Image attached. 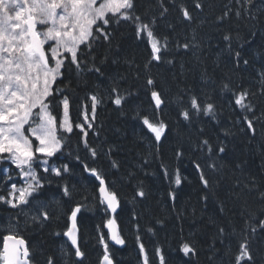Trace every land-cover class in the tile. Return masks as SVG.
I'll return each mask as SVG.
<instances>
[{
	"label": "trees",
	"instance_id": "16d2710c",
	"mask_svg": "<svg viewBox=\"0 0 264 264\" xmlns=\"http://www.w3.org/2000/svg\"><path fill=\"white\" fill-rule=\"evenodd\" d=\"M193 2L176 0L177 4L184 3L190 9ZM134 3L135 14L146 21L153 16L159 17L158 0H134ZM201 3L203 9H192V20L187 22L180 17L171 0H164V6L169 11L163 19L158 20L156 32L170 41V51L165 55V60L172 59L173 64L153 63L146 69L150 50L147 37L138 40L128 22H112L109 28L114 33L111 45L101 43L92 53H88L87 48L83 49L85 55L81 58L96 56L97 64L105 56L108 57L107 71L111 75L118 73L123 78L120 83L122 92H139L138 97L129 100L123 108L118 110L107 100L110 79L97 80L87 73L77 78L72 72L66 73L65 79L57 85L69 87L66 94L73 98L71 117L76 123L82 120L85 103L91 115L90 101L84 100L89 92L104 97V101L97 106L95 127L88 135L90 144L97 147L100 153L99 158L92 164L91 158L83 150L80 155L89 160L91 167L108 174L106 179L111 182V189L120 197L117 220L128 243H134L141 235L140 242L149 252L159 246L173 258L168 259V264H185L183 254L173 251L181 243V236L191 241L198 250V255L192 257L189 264H220V257L210 259L214 241L215 248L221 253L224 251L217 237V228L226 227L230 235L235 226L237 235L231 245L236 248L244 219L249 214L264 218V200L260 196L264 192V95H260L262 84L259 76L264 69V0H253L250 11L239 17L236 15L238 5L235 0H201ZM228 10H231V14L220 21L218 18ZM169 24L174 28H169ZM225 34L233 37V51L240 50L243 58L249 61L246 67L243 64L240 68L235 67L228 45L223 42ZM186 42L198 47L177 49L178 44ZM117 58L119 64L112 65L111 60ZM149 75L164 92L162 117L169 124L158 152L154 144L150 147L151 133L133 119L135 106H141L144 114L150 113L145 92V80ZM222 82H230L236 91L243 87L255 94L252 103L255 105V116L259 119L254 136L241 130L242 126L234 124L239 111L233 113L228 102L231 93L221 92ZM187 88H195L208 102L216 105L219 124L210 122L204 116L193 119L191 124L178 118L174 101L180 90ZM201 128L204 129L203 134L200 133ZM225 129L229 131L227 136ZM65 136L68 143L64 156L69 158L68 153L71 152L69 159H74L77 144L83 148L82 133L76 129L73 134ZM204 138H209L214 147L222 142L225 152L209 154L207 149L199 150L197 145ZM109 147L112 148L111 157L105 155ZM178 150L184 153L180 159L175 155ZM112 160L119 163L118 170L111 167ZM55 162L63 163L66 160ZM197 163L209 181L208 187L201 183L200 173L195 167ZM162 164L173 174L171 182L165 178ZM212 164L214 168L210 167ZM177 169L182 177L180 187L174 183ZM65 179L76 185L72 204L79 201L88 205L78 219L82 240L86 241L82 248H87L88 240L96 238L97 225L103 222V208L99 207L98 200L95 203L92 200L98 182L89 174H82L79 166H74V174ZM140 182H143L146 196L134 199V190ZM57 183L53 181V189ZM170 192L175 193L174 199ZM221 205L225 209L223 214L220 212ZM66 207L70 210L71 204ZM64 221L65 216L57 220L54 215L53 221L43 228L31 224L25 226V221L20 226L19 232L40 252L39 264H45L46 256L55 253L59 245L53 233ZM150 228L151 232L148 231ZM229 243L230 240L225 239L224 246ZM253 250L257 264H264V246L254 245ZM83 251L86 253L84 262L92 264L96 256L95 247L91 245ZM129 258H133L132 252L124 254V260L117 264H131Z\"/></svg>",
	"mask_w": 264,
	"mask_h": 264
},
{
	"label": "snow or ice",
	"instance_id": "6c2138e0",
	"mask_svg": "<svg viewBox=\"0 0 264 264\" xmlns=\"http://www.w3.org/2000/svg\"><path fill=\"white\" fill-rule=\"evenodd\" d=\"M158 2L159 17L153 16L146 21L144 17L135 14L134 0H0V205H6L20 213L19 216L10 218L6 226L0 225V230L8 233L3 236L0 264H33L29 246L22 236L17 235L20 217L24 218L25 226L31 224L43 228L53 221L54 215L57 220L66 216L70 225L62 233H53L55 236L62 234L67 237V241L60 246L59 255L52 253L46 256L45 264H82L86 253L80 244L78 219L88 205L79 201L72 204L76 185L65 177L74 174V166H79L82 174L87 173L98 182L92 193V200L94 203L98 200L99 207L103 208L104 216L107 217L97 225L98 242L103 247L99 264H115L109 242H114V245L126 243L117 225L120 197L111 189V182L106 179L108 174L90 166V162L94 164L100 153L88 140L90 130L95 127L97 106L104 101V97L96 92H89L84 100L90 101L91 115L88 104L85 103L81 113L82 120L76 123L71 117L73 98L66 94L69 87L57 85L62 83L66 73L74 72L77 78L87 73L94 75L97 80H111L107 100L118 110L129 100L138 97V91L122 92L120 83L123 78L118 73L109 74L107 56L99 64L96 56H91L90 59L81 57L85 55L84 48L92 53L101 43L111 45L114 33L109 28L115 21L117 24L130 23L138 40L142 41L147 37L150 50L146 69L153 63L173 64L172 59L165 60V55L170 51V41L156 32L158 20L163 19L169 9L164 6V0ZM235 2L238 5V17L249 12L253 6V0ZM171 3L187 22L192 20V9H203L201 0H194L191 9L184 3L177 4L176 0H171ZM230 14L231 10H228L218 19L222 21ZM168 27L174 28L171 24ZM41 28L43 30H39ZM232 39L231 34L223 36L229 55L236 68H240L241 64L246 67L249 61L243 58L240 50L233 51ZM193 47L198 45L187 42L177 45L178 50ZM111 64H119V59L111 60ZM259 76L262 84L260 95H264V69ZM220 90L222 93H231L228 97L229 106L234 114L239 111L234 124L242 126L241 130L254 136L256 121L259 119L255 116V105L252 103L255 94L243 87L236 91L230 82H222ZM145 92L150 113L144 114L141 106H135L133 119L151 133L150 147L154 144L158 152L169 129V124L162 117L165 96L150 75L145 80ZM174 102L177 104L178 118L188 124L201 116L219 124L216 105L208 102L195 88L180 90ZM76 129L82 133L83 148L78 143L74 159H69L72 157L71 152L68 153L69 158L64 156V148L68 143L65 134L71 135ZM203 132L204 129L201 128L200 133ZM224 132L226 136L229 134L227 129ZM197 147L199 150L207 149L209 154H222L226 150L222 142L214 147L209 138L200 140ZM82 150L91 158L90 162L80 155ZM111 152L112 148L109 147L105 155L111 157ZM175 155L180 159L184 153L178 150ZM57 160L66 162L56 163ZM144 163L147 164L148 161L145 160ZM111 167L118 170L120 165L112 160ZM195 167L200 173L201 183L208 187L209 181L201 166L197 163ZM210 167L214 168L215 165ZM161 168L165 178L171 182L173 174L169 173L167 166L162 164ZM53 181L58 182L55 189L52 187ZM174 183H182L179 169L174 174ZM169 195L175 198L174 192ZM145 196L143 182H140L134 190V199ZM260 196L264 200V192ZM69 204L70 210L66 207ZM224 211L221 205L220 212L223 214ZM105 228L107 233L103 231ZM148 231L151 232L152 229ZM236 235L235 226L230 235L226 227L219 226L217 237L224 251L221 253L216 249L214 241L210 259L220 257V264H225V258L226 264H257L253 246H264V218L249 214L240 230L238 246L233 248L229 243L225 247V239L230 240ZM140 239L138 236L143 264H150ZM173 251L183 254L185 264H189L191 258L198 255L195 245L183 236L178 248ZM155 256L158 264H168V259L159 246L155 248Z\"/></svg>",
	"mask_w": 264,
	"mask_h": 264
},
{
	"label": "flooded vegetation",
	"instance_id": "af4514ba",
	"mask_svg": "<svg viewBox=\"0 0 264 264\" xmlns=\"http://www.w3.org/2000/svg\"><path fill=\"white\" fill-rule=\"evenodd\" d=\"M3 207H4V205H0V210H3ZM1 218H2V216H1ZM0 225H4V220H1L0 221ZM2 232V230H0V233ZM4 232V231H3ZM2 232V233H3Z\"/></svg>",
	"mask_w": 264,
	"mask_h": 264
},
{
	"label": "rangeland",
	"instance_id": "374dc122",
	"mask_svg": "<svg viewBox=\"0 0 264 264\" xmlns=\"http://www.w3.org/2000/svg\"><path fill=\"white\" fill-rule=\"evenodd\" d=\"M6 224H8V222H7ZM235 238H236V236H232V237H231V239H230L231 244L233 243V241H234ZM50 252H51V251H50ZM43 253H45L44 250H43Z\"/></svg>",
	"mask_w": 264,
	"mask_h": 264
},
{
	"label": "bare ground",
	"instance_id": "6f19581e",
	"mask_svg": "<svg viewBox=\"0 0 264 264\" xmlns=\"http://www.w3.org/2000/svg\"><path fill=\"white\" fill-rule=\"evenodd\" d=\"M96 143H97V142H96ZM96 146H97V145H96ZM2 232H3V231H2ZM2 232H1V233H2Z\"/></svg>",
	"mask_w": 264,
	"mask_h": 264
}]
</instances>
